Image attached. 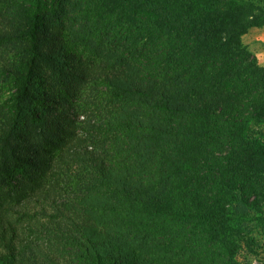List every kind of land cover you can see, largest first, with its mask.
<instances>
[{
  "label": "trees",
  "instance_id": "1",
  "mask_svg": "<svg viewBox=\"0 0 264 264\" xmlns=\"http://www.w3.org/2000/svg\"><path fill=\"white\" fill-rule=\"evenodd\" d=\"M263 27L264 0H0V264L256 252Z\"/></svg>",
  "mask_w": 264,
  "mask_h": 264
},
{
  "label": "crops",
  "instance_id": "2",
  "mask_svg": "<svg viewBox=\"0 0 264 264\" xmlns=\"http://www.w3.org/2000/svg\"><path fill=\"white\" fill-rule=\"evenodd\" d=\"M243 43L254 54L259 65L264 67V27L252 28L243 37Z\"/></svg>",
  "mask_w": 264,
  "mask_h": 264
},
{
  "label": "rangeland",
  "instance_id": "3",
  "mask_svg": "<svg viewBox=\"0 0 264 264\" xmlns=\"http://www.w3.org/2000/svg\"><path fill=\"white\" fill-rule=\"evenodd\" d=\"M257 240H260L256 252L248 254L247 256L244 251L239 255V261L242 264H264V236H257Z\"/></svg>",
  "mask_w": 264,
  "mask_h": 264
}]
</instances>
